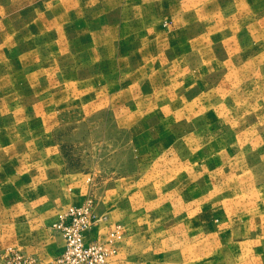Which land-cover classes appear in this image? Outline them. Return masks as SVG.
Wrapping results in <instances>:
<instances>
[{
  "label": "crops",
  "instance_id": "obj_1",
  "mask_svg": "<svg viewBox=\"0 0 264 264\" xmlns=\"http://www.w3.org/2000/svg\"><path fill=\"white\" fill-rule=\"evenodd\" d=\"M28 3L30 50L14 60L25 88L5 106L40 122L64 102L56 124L103 114L120 131L93 154L120 160L94 172L109 176L97 211L108 218L87 239L127 228L107 264H208V234L214 264H264V0ZM83 175L58 145L0 151V246L58 256L52 225L85 197Z\"/></svg>",
  "mask_w": 264,
  "mask_h": 264
},
{
  "label": "rangeland",
  "instance_id": "obj_2",
  "mask_svg": "<svg viewBox=\"0 0 264 264\" xmlns=\"http://www.w3.org/2000/svg\"><path fill=\"white\" fill-rule=\"evenodd\" d=\"M4 1L5 0H0V137H21L23 141L19 143L15 141L9 144L0 142V151L3 149L6 150L8 145L13 149H18V145H27L29 149L35 145H40L46 146L48 150L49 147L58 145L67 161L68 168L74 169L75 171L80 170L87 174L83 175V178H85L84 183L86 184L85 197L78 205L92 198L95 211L98 214V203L100 202L102 184L104 185L107 182L106 179L109 176L107 172L103 170L94 173L96 171L95 166L101 168L105 165L113 169V166L117 162H120V160H115L113 157L111 158L112 153L109 152L111 148L106 151L104 156L102 155L103 158L98 159L99 156H93L94 151H97L99 146H101V144L95 142H102L104 137H119L120 131L115 126L104 125L102 122L107 116L103 114H99L95 117V120H93L95 125L93 126H88L86 123L83 125L56 124L53 109L64 102H55L48 106L46 112L42 114L40 122L37 116L38 113L34 110H28L26 112L17 109L7 110L5 106L7 102L12 101L14 96H20L22 90L25 88L23 84L24 79L20 76V73L17 72V70L21 69V67H19L21 63L19 61L14 63V60L28 55L27 53H29L30 50L31 40L28 38V28V31H24L23 29L24 16L21 13L25 7H29L28 0H12L14 3L11 4V6L15 7V12H11L10 14H7L8 8L4 4L6 1ZM169 24V21L163 22L164 27H168ZM58 97L60 98V96L56 98ZM52 98L55 99V96ZM108 119L105 120V124ZM123 134L127 135V133ZM43 136H46V142L37 143L36 141V144L32 143L33 140H38V137L42 138ZM93 162H95V165H92ZM145 162L146 166L149 167L150 161L145 160ZM148 180H150V178ZM148 194H150L149 190ZM78 205L73 204L72 206ZM106 216L108 218L107 214ZM124 227L127 233V228L125 225ZM3 241L4 240H1V243H3ZM205 245L208 252L207 263L214 264L216 256L213 253L214 247L217 246V242L212 234H208ZM18 246L19 245L11 244H7L3 248L0 246V264H5L7 259L6 254L10 248L20 250L26 255H33L43 262H49L56 257V255H53L41 258L35 254L24 251ZM202 246L203 243L201 240V247Z\"/></svg>",
  "mask_w": 264,
  "mask_h": 264
},
{
  "label": "built area",
  "instance_id": "obj_3",
  "mask_svg": "<svg viewBox=\"0 0 264 264\" xmlns=\"http://www.w3.org/2000/svg\"><path fill=\"white\" fill-rule=\"evenodd\" d=\"M107 220L95 211L92 198L83 204L71 206L53 223L52 228L63 237V249L49 262H43L33 255L10 248L5 264H107L116 254L126 229L115 223L107 236L99 240H88L87 232L98 222Z\"/></svg>",
  "mask_w": 264,
  "mask_h": 264
}]
</instances>
